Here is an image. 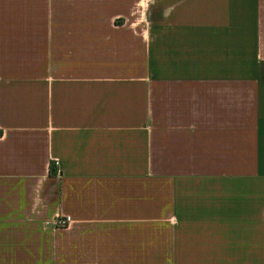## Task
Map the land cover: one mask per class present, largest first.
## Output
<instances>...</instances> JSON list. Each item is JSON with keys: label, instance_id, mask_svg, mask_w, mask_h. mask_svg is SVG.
<instances>
[{"label": "crops", "instance_id": "1", "mask_svg": "<svg viewBox=\"0 0 264 264\" xmlns=\"http://www.w3.org/2000/svg\"><path fill=\"white\" fill-rule=\"evenodd\" d=\"M0 264H264V0H0Z\"/></svg>", "mask_w": 264, "mask_h": 264}, {"label": "built area", "instance_id": "2", "mask_svg": "<svg viewBox=\"0 0 264 264\" xmlns=\"http://www.w3.org/2000/svg\"><path fill=\"white\" fill-rule=\"evenodd\" d=\"M54 165L57 166L58 170H60V163L58 161H55ZM71 222L72 219L70 216H59L55 221V225L58 227H64L69 225Z\"/></svg>", "mask_w": 264, "mask_h": 264}]
</instances>
